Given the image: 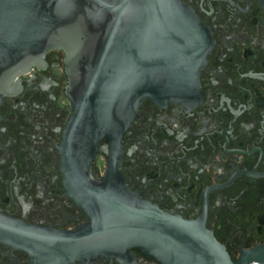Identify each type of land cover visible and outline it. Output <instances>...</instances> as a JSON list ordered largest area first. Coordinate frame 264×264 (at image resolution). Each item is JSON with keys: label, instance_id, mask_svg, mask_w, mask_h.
<instances>
[{"label": "flooded vegetation", "instance_id": "obj_1", "mask_svg": "<svg viewBox=\"0 0 264 264\" xmlns=\"http://www.w3.org/2000/svg\"><path fill=\"white\" fill-rule=\"evenodd\" d=\"M211 30L214 45L196 105L145 100L122 138L126 183L161 210L205 218L234 260L264 243V0H184ZM64 51L6 85L0 107V215L75 230L90 218L70 197L59 146L73 113ZM109 140L92 174L104 180ZM2 221L0 217V222ZM138 264H159L139 248ZM0 264H37L0 242ZM74 264H126L98 256Z\"/></svg>", "mask_w": 264, "mask_h": 264}, {"label": "water", "instance_id": "obj_2", "mask_svg": "<svg viewBox=\"0 0 264 264\" xmlns=\"http://www.w3.org/2000/svg\"><path fill=\"white\" fill-rule=\"evenodd\" d=\"M213 45L210 28L184 0H0V107L11 79L48 52H65L73 113L59 146L61 167L70 197L90 218L69 231L0 215V242L28 251L37 264L98 256L138 264L132 248L159 264H264V243L234 260L205 218L161 210L119 169L122 138L145 100L200 103ZM106 139L108 168L98 181L92 167Z\"/></svg>", "mask_w": 264, "mask_h": 264}, {"label": "built area", "instance_id": "obj_3", "mask_svg": "<svg viewBox=\"0 0 264 264\" xmlns=\"http://www.w3.org/2000/svg\"><path fill=\"white\" fill-rule=\"evenodd\" d=\"M252 264H262V263H259V262H253Z\"/></svg>", "mask_w": 264, "mask_h": 264}]
</instances>
